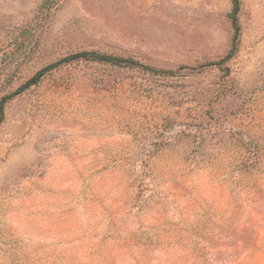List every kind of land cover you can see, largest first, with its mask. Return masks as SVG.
<instances>
[{"label":"rangeland","instance_id":"374dc122","mask_svg":"<svg viewBox=\"0 0 264 264\" xmlns=\"http://www.w3.org/2000/svg\"><path fill=\"white\" fill-rule=\"evenodd\" d=\"M0 0V264H264V0Z\"/></svg>","mask_w":264,"mask_h":264},{"label":"trees","instance_id":"16d2710c","mask_svg":"<svg viewBox=\"0 0 264 264\" xmlns=\"http://www.w3.org/2000/svg\"><path fill=\"white\" fill-rule=\"evenodd\" d=\"M233 2H234V6L232 12V23L235 29L233 45L229 50V52L221 60L215 63L220 65V67H222L225 70L226 75H229V69H230L229 66L226 65V63L230 61L232 58H234V56L237 54L239 49L238 44L240 41V34H241V26L239 24V18H238L240 12V0H233ZM82 59L86 61L111 64L114 66L136 67V68H140L141 70L148 71L154 75H159V76L176 75V72L174 71L152 68L131 57H123L113 54L101 53L94 50H83L80 52L67 55L61 58L60 60L48 65L47 67L42 68L41 70L37 71L28 81L22 84L16 91L6 96H3L2 99L0 100V125L4 122L5 106L8 101L13 99L15 96L19 95L24 90L31 87L32 85L38 84L47 71L59 67L65 62L71 63L74 61H80Z\"/></svg>","mask_w":264,"mask_h":264}]
</instances>
